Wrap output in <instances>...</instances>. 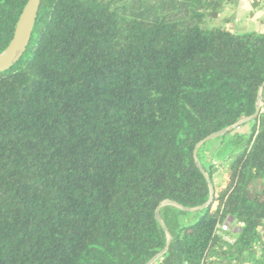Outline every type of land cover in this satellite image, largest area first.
<instances>
[{"label": "trees", "instance_id": "trees-1", "mask_svg": "<svg viewBox=\"0 0 264 264\" xmlns=\"http://www.w3.org/2000/svg\"><path fill=\"white\" fill-rule=\"evenodd\" d=\"M28 2L0 0V55ZM236 3L42 0L0 73V264L151 263L160 205L211 198L196 155L213 203L161 208L153 264H264V94L220 190L197 150L257 112L264 33L206 27Z\"/></svg>", "mask_w": 264, "mask_h": 264}, {"label": "water", "instance_id": "water-1", "mask_svg": "<svg viewBox=\"0 0 264 264\" xmlns=\"http://www.w3.org/2000/svg\"><path fill=\"white\" fill-rule=\"evenodd\" d=\"M41 3H42V0H29L26 7L24 8L23 13L19 19L18 24H17L15 35H14V38H13L11 44L6 49V51L0 55V73H4V72L11 70L16 65V63L22 58L25 50L27 49V47L31 41V37H32L33 31H34V27H35L36 20H37L38 14H39ZM213 16L216 17L217 14H214ZM263 94H264V85L260 89L259 98H258V102H257V112L253 117L242 120L239 123H237L236 125L228 128V129H225L219 133H216V134L209 136L208 138L203 140L197 146V150L201 146L205 145L206 143L211 142V141L216 140V139H219L221 137H224L227 134H229L235 130L240 129L241 127H243V126L247 125L248 123L257 119L260 112H261V108L263 105ZM196 159H197V164H198L200 170L205 175V177L209 183L210 190H211V198L206 205H204L198 209H188V208L181 206L180 204H178L176 202H171V201H166L160 205V207L156 211V217H157V220L159 221V223L161 224V226L164 228L165 232L167 233L169 240H168L167 248L160 255H158L153 261H151V263H149V264H153L156 260H158L161 256H163L169 250V247H170L171 242H172V236L169 233V230L167 229L164 221L162 220V218L159 214L161 208L166 207V206H173V207L181 209L185 212L194 213V212L202 211V210L208 208L213 203V197L215 195L214 187H213L208 175L206 174L204 168L202 167L201 163L199 162L197 155H196Z\"/></svg>", "mask_w": 264, "mask_h": 264}, {"label": "rangeland", "instance_id": "rangeland-1", "mask_svg": "<svg viewBox=\"0 0 264 264\" xmlns=\"http://www.w3.org/2000/svg\"><path fill=\"white\" fill-rule=\"evenodd\" d=\"M264 2H261L260 4L257 5L258 9L263 8ZM230 14L227 13H222L218 14L216 17H213V20H210L206 27L211 28H220V27H225L227 24H224V21L229 18ZM235 27V26H234ZM238 32V31H234ZM263 107V105H262ZM251 131V128L249 125H245L241 127L238 130H235L231 132L230 138L227 143L221 144L220 142H213L211 141L210 144L207 146V160L208 161H213L216 163V165L219 167L217 173L214 176V186L217 190H220L225 186V180L227 178V174L229 172L231 162H232V156H233V151L231 149L230 142L232 138L235 135H249ZM233 226H237V224H233Z\"/></svg>", "mask_w": 264, "mask_h": 264}, {"label": "crops", "instance_id": "crops-1", "mask_svg": "<svg viewBox=\"0 0 264 264\" xmlns=\"http://www.w3.org/2000/svg\"><path fill=\"white\" fill-rule=\"evenodd\" d=\"M256 1L257 3L253 6L252 0H237L235 6L229 7L225 11V13L230 14V23L225 28L232 33H264V6L261 9L257 8V5L264 0ZM251 13L254 14L253 17L249 16Z\"/></svg>", "mask_w": 264, "mask_h": 264}, {"label": "built area", "instance_id": "built-area-1", "mask_svg": "<svg viewBox=\"0 0 264 264\" xmlns=\"http://www.w3.org/2000/svg\"><path fill=\"white\" fill-rule=\"evenodd\" d=\"M235 223L236 222L233 219L229 218L223 225L220 226L219 229V235H221L225 242L229 244H234L235 239H232L231 237L227 236V234L230 232L235 233L239 231L238 226H233V224Z\"/></svg>", "mask_w": 264, "mask_h": 264}]
</instances>
